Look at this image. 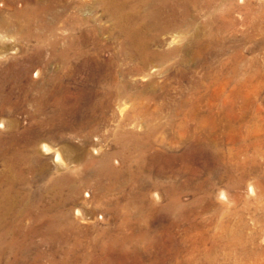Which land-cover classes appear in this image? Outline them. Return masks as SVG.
Segmentation results:
<instances>
[{
  "label": "rangeland",
  "instance_id": "1",
  "mask_svg": "<svg viewBox=\"0 0 264 264\" xmlns=\"http://www.w3.org/2000/svg\"><path fill=\"white\" fill-rule=\"evenodd\" d=\"M9 1L20 11L30 10L33 5L31 0ZM96 1L70 0L68 15H77L75 21H66V14L57 20L49 14L47 20L58 28H69L72 23L93 26L101 43L114 36L110 46H102L99 56L103 63L121 69L119 79L125 83L126 92L134 96L122 104L123 114L145 110L152 125H165L171 110L183 117L175 119L171 128H160L150 148L148 139H141L140 150L132 154L131 178L126 172L120 176L119 183H124V188L107 191L92 184L82 186L76 207L95 211L90 219L72 216L76 226L83 228V244L97 231L112 229L120 222L112 217L107 200L125 198L146 185L154 207L134 211L136 215L128 219L124 230L115 231L106 251L97 253L89 246L84 251L93 257L78 264H264V0H180L178 25L166 31L150 30L156 37L152 46L155 50L176 48V52L165 59H154L137 71L132 69L141 63L120 53L119 27ZM4 6L0 5V34L6 49L5 56L0 57V67L18 58L16 67L21 68L28 63L26 57L32 48L17 37L16 26L1 29L5 21L13 19L12 7ZM12 46L21 53L10 52ZM33 64L42 66L41 62ZM34 68L30 70L33 80L44 82L51 77L46 69L41 76L34 75ZM142 105L146 107L141 109ZM15 111L14 116H22ZM120 115L118 111L116 118ZM115 123L111 120L96 124L91 133L87 144L96 143L98 151H90L93 158L85 159L79 170L89 175L88 183L96 180L93 172L103 173L98 157L113 150L109 133ZM24 125L29 123L25 120ZM135 126L142 130L141 123ZM20 130L15 131L16 138L27 135L18 133ZM60 135L80 143V139L65 132H56L55 140H62ZM3 145L0 140V147ZM113 158L114 166L125 165L119 156ZM48 166L45 176L35 178L34 195L53 175L51 160ZM100 182L107 181L101 176ZM31 239L37 246L30 245L26 252L37 260L23 262L20 258L17 264H61L58 260L64 255L50 253L54 250L50 251V243L40 236L27 241ZM228 242L236 243L234 256L230 255ZM243 248L247 250L245 254L241 253ZM82 258L79 256V260ZM7 260L13 261L14 257L5 255L2 264Z\"/></svg>",
  "mask_w": 264,
  "mask_h": 264
},
{
  "label": "bare ground",
  "instance_id": "2",
  "mask_svg": "<svg viewBox=\"0 0 264 264\" xmlns=\"http://www.w3.org/2000/svg\"><path fill=\"white\" fill-rule=\"evenodd\" d=\"M8 1L2 0L0 5L12 7L13 19L5 21L1 29L16 26L17 37L25 40L33 53L26 57L28 63L21 68L16 67L19 59L13 57L7 66L0 67V127L4 129L0 130V140L4 141L0 147V264L7 254L13 256L14 260H7L3 264H17L20 258H23L22 261L37 260L36 257H29L26 252L30 245H35V240L27 239H35L36 236L50 243V251L54 249L50 253L64 255L58 260L61 264L83 263L93 257L91 253H85L84 249L90 246L102 254L110 246L115 231L124 230L128 219L136 215L134 211L152 210L154 204L149 199L151 190L146 185L125 198L107 200L108 206H112V217L114 220L120 219V222L112 229L97 231L83 244L80 233L83 228L76 226L72 216L82 220L90 219L94 218L95 211L89 207H76L80 203L76 199L82 186L92 184L94 188H106L107 191L124 188L125 184L119 183L120 176L124 172L130 174L132 154L140 150L141 139H148L150 148L153 135L160 128H171L175 119L178 121L183 116L179 117L176 110H171L165 125H152L147 121L144 109V112L122 113L124 101L134 96L126 92L125 83L119 79L121 69L103 63L99 56L102 46H110L114 36L101 43L93 26L72 23L69 28L65 25L58 28L55 22L47 20L49 14L56 20L63 14H66V21L77 20V15H68L70 0H31L33 5L30 10L21 11L15 10ZM96 3L103 7L104 12L119 27L122 36L120 53L125 58L141 63L140 67H133V71L146 67L154 59H165L176 52V48L155 50L152 46L156 37L150 30L156 28L166 31L177 26L179 7H182L180 0H97ZM1 34L0 57H3L6 46ZM11 50L16 55L22 51L15 46ZM34 62H41L42 66H34ZM33 67L34 75L41 76L46 69L51 77L44 82L33 80L30 76ZM145 107L142 105L141 109ZM15 110L23 113L22 116H14ZM118 111L121 115L117 119ZM25 120L28 126L24 125ZM111 120L116 121L109 133L113 137V150L99 155L98 161L104 167L103 173L93 172L96 180L88 183L89 175L79 172L80 166L85 159H92L89 152L97 153L98 148L96 143H87L97 128L96 124H108ZM138 122L143 126L139 131L135 129ZM18 129H21L18 133L23 131L27 135L16 138L14 135ZM56 132H65L71 138L80 139V143L65 140L66 136L62 135V140H55ZM118 156L121 164L125 165L114 166L113 157ZM48 160L53 163V175L49 176L45 184H41L38 195H34L33 183L37 176L46 175ZM101 176L107 181L103 182L105 185L100 182ZM156 194L153 196L156 197ZM122 199L124 202H121ZM105 237L107 240H104ZM229 242L230 255L234 256L237 254L234 246L236 243ZM241 251L245 254L247 250L243 248ZM79 256L83 257L82 260H79Z\"/></svg>",
  "mask_w": 264,
  "mask_h": 264
}]
</instances>
